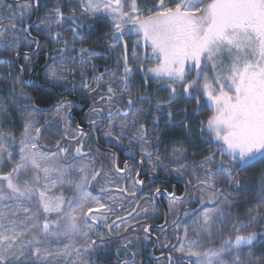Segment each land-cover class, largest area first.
Returning a JSON list of instances; mask_svg holds the SVG:
<instances>
[{"label":"snow or ice","instance_id":"snow-or-ice-1","mask_svg":"<svg viewBox=\"0 0 264 264\" xmlns=\"http://www.w3.org/2000/svg\"><path fill=\"white\" fill-rule=\"evenodd\" d=\"M38 7L40 0L25 5L17 3L15 8L6 0H0V50H11L16 57L20 55L16 25L5 28L2 21L8 18L26 22ZM79 7L80 16L73 8L67 17L60 7H54L51 11L55 19L48 15L36 24V36H30L24 47L35 44L39 52L44 47L40 38L44 37L57 45L63 44V48L53 49L59 54L69 44L67 39H62L66 30L65 20L74 25L67 29L73 34V45L90 38L88 34L95 24H86L88 18L104 23L110 21L108 35L112 39L108 48L123 43L122 73L119 76L113 73L107 81L104 80L105 73H101L94 77L95 87L84 83L86 91L82 99L87 102L89 93H102L99 100L106 102L108 111L105 113L104 108L95 107L94 101L87 115L109 122L105 133L108 142L119 143L127 137L128 146L137 145L142 156L141 165L145 158L151 165L150 175H154L158 167L168 168L160 156L152 159L153 153L163 143L155 133L178 125H183L186 132L188 130L190 118L187 108L174 111L172 105L183 99L186 102L195 101L198 108H202L200 101L203 96L213 108L206 122L199 121L201 139L208 145L214 143L213 151L196 165L189 166L180 163L186 158L187 149L182 142L175 141L180 146L173 147L168 156L170 162H175L172 171L176 178H181L185 172L194 174L197 167L203 169L204 177L197 178L195 186L200 192L201 205L196 210L199 214L192 220L197 239L187 238L188 226L185 225L187 243L177 249L182 255L176 260L169 253L170 264H183L185 256L196 258L189 260V264H264V251L259 257L253 256L257 246L264 249V232L249 230L261 218L258 209L264 207V176L257 204L249 209L246 223L241 222L239 226L233 224L224 234L228 219L235 214L232 209L236 205L229 197L251 191L250 186L240 178V173L264 161V0H177L173 6H168L165 0H156L151 9H142L138 0H79ZM32 27L24 23L20 31L30 34ZM132 35L136 36L132 42L134 60H154V66L145 68L142 63L135 67L129 64L124 37ZM141 45L146 49L145 54L136 56L135 49ZM78 51L81 54L79 74L83 76L84 66L102 53L83 46ZM49 58L53 63L48 66L47 76L54 85L62 84L69 75H75L74 70L57 73V67L66 66L62 55ZM31 63L25 56V63L19 65L20 72L31 71ZM91 67L95 70L97 66L93 64ZM136 71L143 74L145 89L151 79L167 91V97L157 99L153 104L155 93L150 95L145 91L134 94L133 73ZM142 101L156 109L151 128L147 121H143L147 110ZM73 107L72 101H62L56 106V113L67 116ZM7 108L8 105L0 101V118L11 119L10 116L5 117ZM178 111L184 113L179 121L175 119ZM164 117L167 120L162 129L160 121ZM23 118L18 152L20 159L7 173L0 172V264H90L91 258L105 251L106 245L114 238L112 226L108 224L109 213H113V209L102 202L101 197L93 196L86 190L91 181L100 177L103 169L65 163L64 156L69 149L60 148L59 141L58 151H41L38 143L40 128L35 125L34 114L26 113ZM89 123L95 131L98 126L96 121L90 119ZM205 132L207 136H203ZM85 136L81 131L69 139L76 140L80 145ZM152 140H155L156 148L151 147ZM14 149L15 138L0 132V165L12 161ZM217 152L219 160L215 155ZM75 155L90 153H83L82 147L77 146ZM114 170L121 179L134 175L133 189L143 183L139 172L133 174L127 168L115 167ZM76 171L81 175L76 181L73 197L66 198L63 193L51 194L58 181L62 182L65 176L71 178ZM41 173L45 181L43 184L40 183ZM53 176L56 178L53 179ZM104 191L105 188H102L101 193ZM155 192L160 194L161 189L157 188ZM109 199L114 201L113 197ZM169 207L171 209L174 205L170 203ZM144 211L147 212V209ZM51 214H55L56 218L51 219ZM100 223L108 228L107 237L103 233L95 234V228ZM128 230L125 227L123 232ZM143 231L144 239H149L150 227L145 224ZM94 235L96 238H93ZM214 236L220 237L215 246ZM115 239L122 242L124 249L134 243L133 239L121 234L119 225H116ZM134 239L138 241L140 238ZM205 244L209 246L205 248ZM245 247L248 249L246 258L242 252ZM132 255L135 256V253ZM117 264L129 262L118 259Z\"/></svg>","mask_w":264,"mask_h":264},{"label":"flooded vegetation","instance_id":"flooded-vegetation-1","mask_svg":"<svg viewBox=\"0 0 264 264\" xmlns=\"http://www.w3.org/2000/svg\"><path fill=\"white\" fill-rule=\"evenodd\" d=\"M23 1L28 0H20L16 3L6 0V2L11 4H19ZM77 1L79 4V0ZM54 7H60L66 17L71 14V11L66 12L67 9H76L73 4H58L49 7L48 10L51 11ZM43 9V4L35 9L34 14L31 16V20L27 24L34 26L38 22L40 23L41 20L39 13ZM36 14L37 17L35 21ZM50 15L53 16L54 20L55 14L51 11ZM76 15L80 16V11H76ZM87 23L94 22L91 18H88L86 20V24ZM64 25L66 30L63 32L62 39H67L69 41L68 47L65 51L59 54L53 51L55 48H63L62 43L59 45L53 43L54 47L52 48V54H48V50L44 49L37 52L36 46L34 44L30 49L19 51L20 55L18 57L14 56V64L19 70V79L22 84L25 86L35 84L43 89L52 90L55 92L57 98V100L54 102L55 106L65 100L73 102L74 107L71 109L70 113H68L67 116H58V118L54 116L56 109H52V107L49 109H40L42 112L44 110L50 111L53 122L57 120L59 121L58 126L60 131L55 133L56 137L61 135L60 137L64 139L66 144L81 146L83 153H85L83 145L85 143H89L88 150L85 149L86 153L93 151V148L100 151L102 154V156H99L101 162H107L108 168L111 170L107 176L101 175V177H103L101 180H108L107 183L104 182L101 184V186L110 187L112 191L106 189L107 191H105V194H102L98 191H93L91 189L92 181L87 187L88 191L91 192L93 196L101 197L102 202L108 204L113 209V213H109L108 224L112 226V235L114 238L110 244L106 245L105 251L91 258L90 264H117L118 259L121 262L127 260L129 264H170L168 259L169 253L171 254L173 260H176L182 255L177 251V249L180 248L181 244H186L187 242L185 240V225L188 226L187 238L189 240L197 239L193 232L194 226L192 224L194 216L199 214L196 212V210L201 208L200 192L198 191L197 187H195L197 181L189 177L186 172L183 173L181 178H176L175 173L172 171V169L175 167V162H170L168 157H166L160 151V149L153 153L152 159L155 160L157 155L160 156L163 163L168 165V168L158 167L156 169V173L154 175H150L149 173L151 171V165L147 163L146 158L143 165H141L140 161L142 156L137 145L133 144L128 146L124 139L119 143L108 142V139L105 138V133L108 130V121L103 120L101 122L99 117H89L87 115L90 109L93 107L94 101L95 107L104 108L106 113L108 111V109H105L106 102H100L99 97L102 94L101 92L89 93V98L87 102H85V100L82 99L86 91L83 88V84L88 83L91 87H95L94 77L99 76L101 73H105L104 80L106 81L112 76L113 73H115L117 76L122 73L123 58L125 55L123 43L117 44L114 48L109 49L108 43L112 38L110 35H108V29L106 31L103 29V31H105L103 38L100 40V43L97 46H93L91 44V39L94 37L93 31L94 33H97L94 28L92 32L88 34L90 37L89 39L78 41L75 43V45H73V34L67 29L74 27V25H71L67 20L64 21ZM24 34L28 38H30V36H36V34L32 35L31 33L26 34L24 32ZM100 37L102 36L100 35ZM42 41H44V37L40 38V43H42ZM124 41H126V36L124 37ZM81 46L91 47L94 48L98 53H102L93 57L88 62V64L84 66L82 69L83 76H81L79 73H76L75 71L76 68L81 70L79 60L81 54L78 51ZM128 47L129 46L127 45L126 54L128 57V62L130 65L135 67L143 60H134L132 44L130 46V50ZM30 55L33 56V62L31 61L32 70L21 73L19 68V58ZM58 55H62L65 58V65L70 69V71L74 70L75 72V75H69L67 77L63 89H58L53 84L40 83L39 80L41 71L44 69V67H46L49 62L53 63L52 59L49 57H57ZM135 55L142 56L139 54L138 49H135ZM67 57H75L76 59L69 61ZM93 64L97 66L95 70H93L91 67ZM60 68L61 67L56 68L58 74L60 73ZM138 73V71L133 73V76H135L136 80ZM140 74L144 82L143 74ZM150 84H153L151 89L152 93L154 91H160V84L156 86L154 85V81L149 79L148 87ZM180 109L182 108L180 107L174 111ZM152 112L156 113V110L154 108L148 110L143 117V121H147L148 127L150 128L152 127L150 117ZM147 113L149 115L148 118H146ZM178 113H180L181 118L184 116L182 111H178ZM90 119L95 120L98 125L95 131L90 126ZM162 120L166 121L167 117H164ZM81 131L85 133L86 136L80 145L77 144L76 140L69 139L71 135ZM66 132L67 135L65 134ZM151 147H157L155 140H152ZM132 153H135V155ZM87 156H93V153H90V155ZM88 159L90 161L96 160L95 158ZM185 160L186 158L180 161V163H184ZM114 167L115 169L127 168L133 174L139 172V179L142 180L143 183L133 189L132 185L135 183V176L133 175V177L121 179L120 175H117V171L114 170ZM157 188L161 189L160 194L155 192V189ZM124 189H126V191ZM109 197H113L114 201L113 199H109ZM170 203L174 205V207L171 209L169 207ZM145 209H147V212L144 211ZM185 213H187V215H185ZM117 217H119V219H117ZM50 218L55 219L56 215L51 214ZM145 224L150 227L149 239L147 240L144 239L145 233L143 231V227ZM116 225L120 226L122 235H126L129 239H133L134 243L129 248H122V242L115 239ZM125 227L129 228L126 233L123 232ZM100 233H103L106 237L109 234L108 228L105 227L103 223H100L95 228V234ZM224 234L226 235L227 233L224 232ZM135 237H139L140 239L137 241L134 239ZM93 238H96L95 235ZM125 253L128 255L126 256ZM132 253H135V256H133ZM195 259V257L189 258L185 256L183 264H189V260L194 261Z\"/></svg>","mask_w":264,"mask_h":264},{"label":"trees","instance_id":"trees-1","mask_svg":"<svg viewBox=\"0 0 264 264\" xmlns=\"http://www.w3.org/2000/svg\"><path fill=\"white\" fill-rule=\"evenodd\" d=\"M31 3L32 0H28V1H23L19 4L25 5ZM41 4L44 5V9L39 13L41 21L46 16L51 14V11L48 9L53 5L73 4L76 7V11H80V7L77 0H40V6ZM12 5L15 8L17 4H12ZM168 5L173 6L174 4H172L171 1ZM69 11L71 10L70 9L66 10V12ZM31 18L23 23L18 19H8V18H5L2 21L3 27L5 28H10L11 25L13 24L16 25L19 35V42L21 44L19 51L30 49L34 45L32 44L30 47H24V44L28 42L30 38H28L23 31H20V29L23 28L24 23H28L31 20ZM93 22L95 24L94 28L97 31V33H94L93 31L94 37L91 39V44L93 46H97L100 43V40L103 38L104 32L107 29L109 32L110 22L108 23H104L101 21H93ZM34 26L31 29L32 35L36 34V30ZM103 29L105 31H103ZM100 35L102 37H100ZM53 43L54 42H52L51 40H46L45 38L44 41H42L41 43L44 45L43 49L48 50L47 51L48 54H52V48L54 47ZM14 56L15 54L11 50L9 51L0 50V101H3L8 105L7 112L5 113V117L7 116L11 117V119L0 118V132L3 133L6 132L8 134L14 135L15 137H18L20 133L23 132L24 114L33 113L35 125L36 127L40 128L38 143L43 149V151L45 152L58 151L57 141H59L60 148L69 149L68 153L64 156L65 163L74 162L76 163L77 167L83 165L93 169L102 168L103 171L101 172V175H105V173L107 174L110 173L111 170H109L107 162L105 161L101 162L100 160L99 156H102L100 151L91 147L93 148V151H91L90 153H93V156L90 157H88L87 155L76 156L75 155V148L77 147L76 145L74 146V145L66 144L64 139L60 137L61 135H58L56 137L55 133L60 131L58 126L59 121L57 120L53 122V119L51 118L52 114L50 111L44 110L42 112V110H40L41 108L49 109L51 107L52 109H56V106L54 105V102L57 100L55 92L52 90L43 89L35 84H31L29 86H25L24 84H22L19 79V70L18 68H16L14 64ZM27 57L31 61L33 60V56L30 55ZM10 59L12 62L8 63L7 61H9ZM24 63H25V56L20 57L19 64L22 65ZM49 65H52V62H49L48 65L44 67V69L41 71L40 79H39L40 83L53 84V82L49 80L47 76V69ZM59 70L60 73L64 71H70V69L67 66L60 68ZM75 71L76 73H80L81 70L76 68ZM133 80L135 81V84L132 88L134 94L142 93L145 91H147L150 95L155 93L152 100L153 104L157 99H164L168 95L167 91L162 88L160 89L159 92L154 91L152 93L151 89L153 84H150L149 87L145 89L144 82L142 80L140 72L138 73L137 80L135 79V76H133ZM154 83H155L154 85L156 86L159 85V83L157 82ZM64 85H65V81H63L62 84H55L54 86L58 89H63ZM13 92L15 94H13ZM25 97H27L28 99H25ZM141 103L143 104V106L147 111L154 108V107L150 108L147 102L142 101ZM180 107L182 109L187 108L188 110L190 119L188 122L187 132L185 131L183 125H178L176 127L167 128L165 132L155 133L156 136H160L163 140V143L158 146V149H160V151L166 157H168L172 153L173 147L180 146L179 144H175L174 142L180 141L182 142L183 146L187 149L186 160L184 163H186L189 166H194L204 156L209 155L213 151V149L215 148V144L213 143L211 145H208L204 142V140L201 139L200 123H199V121H201V117L195 113L196 109L198 108L196 102L195 101L186 102L185 100L180 99L175 104L172 105L173 110L178 109ZM105 109L107 108L105 107ZM155 114L157 113L152 112L150 114L151 119H152V115ZM54 116L58 118L57 113H54ZM148 117L149 115L147 113L146 118ZM175 119L177 121L181 119L180 113L177 112ZM164 121L165 120L160 121V127L162 129L165 128ZM107 129H109V122L107 123ZM203 136H205L204 133ZM105 138L107 137L105 136ZM124 140L128 144V138L125 137ZM88 146L89 143H85L83 145L85 153L86 150H88ZM215 155L217 160H219L220 154L217 152L215 153ZM88 158H95L96 160L90 161ZM224 159L227 160V157L225 156ZM6 168H3V170H1L0 172L7 173L9 169ZM186 173L189 177L195 179V181H197V178H201V179L204 178L203 169L199 167H197V170L194 174H189L188 172ZM80 175L81 173L79 171H76L71 178L65 176L62 179V182L58 181L56 186L52 188L51 194L60 195L61 193H63V195L66 198L73 197L75 184ZM101 175L100 177L97 178V180L92 181L91 189L93 191H98L100 193L102 188H105V191H107L106 189L112 191L110 187L101 186L102 183L104 182L107 183L108 181V180H101V178H103L101 177ZM262 176H264V161L254 164L240 173V178L250 186L251 191L242 193L240 195H232L229 197V199H231L236 206H234L232 209V211L235 214L228 219L227 225L224 228L225 233H228V230L231 228L233 224H237L239 226L241 222L246 223L249 216V209L257 204V198L259 196ZM105 191L103 194H105ZM66 206L68 207L67 203H65L64 205L65 210L67 209ZM258 211L261 213V218L257 219V221L249 228V230L260 233V232H264V207L258 209ZM262 251H264V249H260L259 246H257V248L253 252V256L259 257ZM242 252L245 254V258H246L248 249L245 247L242 249Z\"/></svg>","mask_w":264,"mask_h":264},{"label":"rangeland","instance_id":"rangeland-1","mask_svg":"<svg viewBox=\"0 0 264 264\" xmlns=\"http://www.w3.org/2000/svg\"><path fill=\"white\" fill-rule=\"evenodd\" d=\"M171 1H172V4H175V3L177 2V0H174V3H173V0H165V3L168 5ZM155 2H156V0H138L139 6H140L142 9H144V8H149V9L153 8ZM168 6H169V5H168ZM146 14H147V12H145V15H146ZM135 40H136V36H135V35H132V36H130V37H129V36H126V41H127V45L129 46V47H128L129 50L131 49V47H130L131 44H132V46H133V43H132V42L135 41ZM136 49L139 50V54H141L142 56L145 54L146 49H145L144 45H141V46L137 47ZM147 51H148L149 54H150V49H148ZM142 62H143V63H142ZM142 62H141V63L144 64L145 68L150 67V66H154V64H155V61H154V60H152V61H147V62L143 60ZM210 75H211V73H210ZM200 103H201V105H202L203 107H202V108H197L196 111H195V113H196L198 116L201 117V121H205V122H206L207 118H208L209 116L212 115V113H213V108H212V106L210 105V102L207 101L206 97H203V96H202V97H201V101H200ZM4 133H5V134H8V133H6V132H4ZM22 133H23V132H21L20 135H19L18 137H15L14 135H11L12 137L15 138V149H14V151H13V159H12L11 162H6L5 164L0 165V171L3 170V168H6V167L9 169L8 171H10L11 168L14 166V164H15L16 162L19 161V159H20L19 154H18V152H19V141H20V139H21ZM204 134H205V136H207V132H205ZM40 150L43 151V149L41 148V146H40ZM44 152H45V151H44ZM7 168H6V169H7ZM8 171H7V172H8ZM55 178H56V177L53 176V179H55ZM40 183H41V184L45 183V181H44V179H43V174H42V173H41V180H40ZM86 190L88 191V189H86ZM51 191H52V189H51ZM88 192H89V191H88ZM52 195H53V194H52ZM66 207H67V206H66ZM196 238H197V237H196ZM219 238H220V237H216V236L213 237V241H214V245H213V246L218 245ZM186 243H187V242H186ZM208 246H209V245H207V244L204 245L205 248H207Z\"/></svg>","mask_w":264,"mask_h":264},{"label":"water","instance_id":"water-1","mask_svg":"<svg viewBox=\"0 0 264 264\" xmlns=\"http://www.w3.org/2000/svg\"><path fill=\"white\" fill-rule=\"evenodd\" d=\"M7 1H10V2H12V3H16V2H18V1H20V0H7ZM36 17H37V14H36V16H35V21H36ZM26 33V32H25ZM27 34V33H26ZM24 53H26V52H24Z\"/></svg>","mask_w":264,"mask_h":264}]
</instances>
